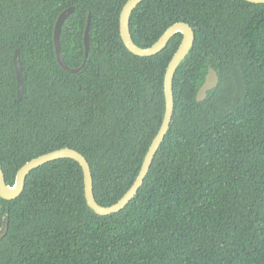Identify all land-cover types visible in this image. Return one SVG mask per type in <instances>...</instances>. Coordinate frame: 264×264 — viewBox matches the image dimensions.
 Returning <instances> with one entry per match:
<instances>
[{
	"label": "trees",
	"instance_id": "obj_1",
	"mask_svg": "<svg viewBox=\"0 0 264 264\" xmlns=\"http://www.w3.org/2000/svg\"><path fill=\"white\" fill-rule=\"evenodd\" d=\"M128 0H0V168L17 171L69 148L87 161L94 199L116 203L133 184L165 112L164 75L182 35L150 57L119 33ZM64 63L53 31L59 14ZM194 31L173 76V112L149 171L120 211L86 204L82 169L58 159L30 171L22 193L0 199V264H264V4L143 0L129 32L140 48L171 25ZM19 54L18 100L12 63ZM217 86L196 101L208 69Z\"/></svg>",
	"mask_w": 264,
	"mask_h": 264
},
{
	"label": "water",
	"instance_id": "obj_2",
	"mask_svg": "<svg viewBox=\"0 0 264 264\" xmlns=\"http://www.w3.org/2000/svg\"><path fill=\"white\" fill-rule=\"evenodd\" d=\"M143 0H128L125 5L123 6L120 16H119V33L122 39L123 44L130 51L133 55L139 57H150L157 53H159L171 37L176 34L180 33L182 35V40L175 51L174 55L172 56L171 60L169 61L165 75H164V100H165V112L163 116L162 123L159 127L158 132L152 139L148 150L144 156L143 162L141 164L140 170L131 185V187L126 191V193L114 204L103 207L97 204L94 199L93 195V186H92V178L90 174V168L85 160V158L79 154L78 152L69 149V148H62L58 149L41 156H38L27 163H25L16 173L15 181L13 186H8L5 183L3 172L0 168V199L9 201L17 198L23 191L25 179L27 175L30 173L31 170L36 169L48 162L55 161L58 159H72L79 164L82 169L83 173V184H84V196L86 200L87 206L99 216H107L113 213H116L122 210L137 194V191L141 187L144 178L146 177L149 168L151 166L153 157L155 156L161 142L164 139V136L169 130V124L172 117L173 112V91H172V83H173V76L180 65V63L185 59L188 55L190 49L192 48L194 42V31L193 29L186 23L178 22L170 27H168L164 33L158 38V40L147 48H140L136 46L130 36L129 32V18L131 15L132 10ZM249 3L253 4H264V0H244ZM74 12V7H69L62 11L55 23L54 31H53V43H54V52L55 58L58 65L67 73H78L84 66L85 60L88 54V37H89V21L87 23L85 33H84V61L79 68L71 69L69 68L63 61L61 47H60V40L59 35L61 31V27L63 22ZM12 63L14 67L15 73V82H16V95L17 99L19 100L24 91V80H23V73L19 61V54L18 51L15 50L12 58ZM218 76L217 73L212 69L209 68L208 72L205 77L204 83L198 89L196 94V101L201 102L206 98V94L208 91L213 90L218 84ZM8 228L7 220L4 222L3 227L0 231V240L5 236Z\"/></svg>",
	"mask_w": 264,
	"mask_h": 264
}]
</instances>
